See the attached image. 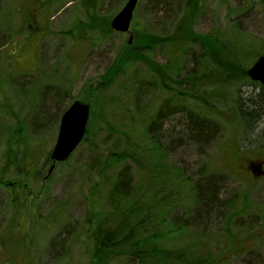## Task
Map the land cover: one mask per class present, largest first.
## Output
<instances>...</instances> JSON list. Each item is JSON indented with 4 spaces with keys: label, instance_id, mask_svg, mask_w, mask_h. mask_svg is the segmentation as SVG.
I'll list each match as a JSON object with an SVG mask.
<instances>
[{
    "label": "rangeland",
    "instance_id": "374dc122",
    "mask_svg": "<svg viewBox=\"0 0 264 264\" xmlns=\"http://www.w3.org/2000/svg\"><path fill=\"white\" fill-rule=\"evenodd\" d=\"M40 1L0 0V264H7L10 256L11 264H94L92 241H97L98 231H94L93 220L88 223V217L94 214V219L100 220L106 207V191L122 166L129 168L128 174L134 180L140 177L136 166L128 161L112 165V156L126 147L149 156L165 174L180 179L179 183L174 182L172 190V193L180 192V204L172 207L167 217H185L191 210V188L184 179L192 181L202 168L223 177L220 197L239 203L232 208L233 214L230 210L224 214V219L219 213L210 216L207 225L200 228L202 242L209 252L219 253L227 242L225 227L229 226L230 233L240 243H230L228 248L242 249L238 254L224 257V264H264V176H254L252 180L242 173L241 167L228 164L241 165L253 159L255 169L264 159V146H261L264 135L259 137L249 132L236 140L242 149L239 155H244L238 159L233 154V139L225 127L211 146L200 152L186 137L183 117L173 114L166 118L159 132L160 147L173 146V151L157 157L155 152H150L148 126L167 94L159 90L156 78L142 65H136L112 86L95 90L129 35L113 33L102 37L94 31L80 36L77 26L87 18L80 0H54L48 13L41 12L42 6L37 13L33 4ZM166 1L138 0L131 22V38L134 29L161 36L173 33L185 9L184 0L170 4ZM125 2L98 0L99 14L111 19ZM193 7H196L193 20L196 33L204 35L212 30L229 33L234 29L241 32L245 42L264 47V43H259L264 41V0H195ZM35 13L42 16L40 23L34 24L32 14ZM174 39H180L178 33ZM196 52L197 47L182 46L178 52L164 46L155 49L153 58L160 64L173 66L183 76L192 65L191 55ZM21 77L29 78L27 81L35 85L21 89ZM138 84L141 90H137ZM44 85L47 118L59 110V105L62 104L63 110L74 100L89 96L96 113L89 122L88 140L64 163L56 164L50 173L48 156L55 144L60 117L50 124L49 121L43 130H32L28 121L30 110L35 115L43 105L44 99L37 93H41ZM55 87L66 95L62 96L60 91L57 95ZM24 89L29 93H21ZM242 91L253 96L263 94L256 85L243 87ZM51 95H57L59 102ZM184 103L189 106L187 101ZM13 119L23 124L22 137L26 139L18 143L20 151L28 148L25 144L33 152L35 148L38 151L32 163L26 159L25 166L17 160L12 165L4 156L10 146L7 131L16 126ZM178 137L179 142H171ZM94 187H97L95 192L91 191ZM10 197L17 200L23 212L4 207V201ZM239 205H243L242 217L226 225L227 214L234 216ZM65 225L66 231L60 236L63 242L51 248L54 236ZM193 238L192 229L185 227L161 247L179 250ZM15 240L22 243L15 245ZM247 249L253 250L252 255L241 254ZM109 264H137V261L123 258Z\"/></svg>",
    "mask_w": 264,
    "mask_h": 264
},
{
    "label": "trees",
    "instance_id": "16d2710c",
    "mask_svg": "<svg viewBox=\"0 0 264 264\" xmlns=\"http://www.w3.org/2000/svg\"><path fill=\"white\" fill-rule=\"evenodd\" d=\"M52 1L54 0H42L40 3H34L33 8L38 13V9L42 6L41 12L48 13ZM194 1H183V9H185L182 16L172 31L173 33L167 36L134 29L131 44L125 43L119 49L95 90L101 91L112 86L119 78L124 77L131 67L142 65L151 76L156 78L159 90L167 94V98L162 100L157 113L148 126L150 152H155L157 157L160 155L163 157L165 153L173 151V146L160 147L161 135L159 132L167 117L180 114L183 117L185 134L195 143L198 151H204L211 146L222 128L226 127L233 139L231 142H234L233 150L235 151L233 154L241 159L244 155H239L242 149L236 140L241 139L249 132L259 137L264 135V88L259 83L250 81L247 76L248 67L258 56L264 54V47L259 45L255 47L254 44L245 42L241 37V32L233 31L234 29L229 33H222L218 30H212L209 34L204 35L196 33L193 30L196 10V7H193ZM80 2L83 3V9L87 15L86 21L80 22L77 26L80 36L83 33L94 31H98L102 37L114 33L110 28L111 19L99 14L98 0H80ZM172 2L175 0L166 1L169 4ZM37 13L32 14L33 18L39 19V21L34 19V24L40 23L43 19L42 16H36ZM176 33L179 34L180 39H174ZM69 34L73 35L72 31ZM259 43H264V41ZM164 46H170L173 51L178 50V52L182 46L198 48V52L191 55L192 65L187 69L186 74L181 76L180 71L175 72L173 66L163 65L154 60L155 49ZM28 77L33 76L28 74ZM29 78L21 77V89L35 85V83L27 81ZM31 80L34 81V77ZM255 85L263 92L262 96H253L242 91L243 87L253 88ZM38 86L41 87V85ZM44 87L45 85L42 87L41 93H37L39 98L44 99L43 105L35 115L32 109L29 112L28 121L32 130H43L49 121V124L54 120L57 121L60 112L65 110H62L61 104L57 108L59 110L47 118L48 113L44 104L48 100L44 98L46 95L43 94ZM55 88L57 95H60L59 87ZM25 89L21 93H29ZM137 90H141L140 84H138ZM57 95H51V97L59 102ZM61 95L65 96L66 94L63 95L61 92ZM79 100L87 103L90 107L83 143L88 140L89 122L96 116V113L94 102L90 100V96ZM184 101H187L189 106ZM11 116L14 118L12 112ZM1 117L0 114V119ZM100 118L104 119L102 115ZM13 120L16 126L12 131H7L10 146L4 156L6 161L12 165L14 160H17L25 166L26 159L29 158L32 163L33 159L38 156V151L35 148L33 152L28 144L25 145L29 149L20 151L18 143L20 144L23 139H26L22 137L23 124L20 120ZM175 141L179 142L180 138L171 139L172 143ZM123 161L134 164L140 177L138 180H134L128 174L129 168L122 166L116 173L110 189L106 191V207L100 220L94 219L96 218L94 214L88 217V223L93 220L94 231H98L97 241H92L94 264H109L111 261H119L123 258L135 259L137 264H224L226 262L224 257L238 254L242 249H234V251L228 248L230 243H240L230 233L229 226L225 227L227 242L217 254L208 251L200 236V228L207 225L210 216L219 213L218 216L224 219V214L228 210L231 212L232 208L239 203L234 202L233 199L227 200L220 197L221 187L224 186L225 180L223 177L210 174L204 168L198 169L192 181L184 179L185 182L189 181L191 188V210L187 215L185 214V217L181 215L167 217L169 210L180 204V192L172 193L175 188L174 182L177 180L179 183L180 179L165 174L157 162H152L149 156L144 157L130 147H126L112 156L113 166ZM62 163L64 162L58 164ZM228 164L229 167L238 166V164ZM33 172L32 170L31 173ZM33 175L35 178L38 177L35 172ZM96 190L97 187L91 189L94 192ZM94 192L90 193L93 195ZM25 194L26 192L23 196ZM4 207H15L23 212L22 207L18 208L17 200L12 197L8 201H4ZM240 208H243V205H239V208L234 211V216H232L233 212L227 214L226 225L230 220L235 222L240 220L243 213L241 212L243 209ZM185 227H190L194 235V238L187 242L185 247L179 250L161 247L162 243L172 237H177ZM66 228V225L60 228L63 230L54 236V240L50 244L51 248L53 245L59 246L63 242L60 236L64 235ZM14 243L18 245L22 241L17 243L15 240ZM251 251L253 250L247 249L241 254L250 256L252 255ZM6 262L10 264L9 258Z\"/></svg>",
    "mask_w": 264,
    "mask_h": 264
},
{
    "label": "water",
    "instance_id": "95a60500",
    "mask_svg": "<svg viewBox=\"0 0 264 264\" xmlns=\"http://www.w3.org/2000/svg\"><path fill=\"white\" fill-rule=\"evenodd\" d=\"M137 0H127L119 12L112 18L110 27L116 32L126 33L132 19ZM131 39H129L130 43ZM247 76L253 82H258L264 88V54L260 55L247 69ZM89 117V106L78 100L72 102L60 118L55 144L50 159L55 162L66 160L80 144L86 131Z\"/></svg>",
    "mask_w": 264,
    "mask_h": 264
},
{
    "label": "flooded vegetation",
    "instance_id": "af4514ba",
    "mask_svg": "<svg viewBox=\"0 0 264 264\" xmlns=\"http://www.w3.org/2000/svg\"><path fill=\"white\" fill-rule=\"evenodd\" d=\"M252 156H253V148H252ZM244 163H242L240 165V167L242 168V173L244 175H248L250 177V179L253 180L254 176H256V177L260 176L261 177L262 174L264 175V159L261 162H259V164L261 165V169H260V165H258L255 170L253 169V159H251L249 162L246 161V164H244ZM10 258H11V256L9 257V260H10Z\"/></svg>",
    "mask_w": 264,
    "mask_h": 264
},
{
    "label": "bare ground",
    "instance_id": "6f19581e",
    "mask_svg": "<svg viewBox=\"0 0 264 264\" xmlns=\"http://www.w3.org/2000/svg\"><path fill=\"white\" fill-rule=\"evenodd\" d=\"M186 137H187V136H186ZM187 139H188V138H187ZM188 141L191 142V143H193V144H195V143H194L193 141H191L190 139H188Z\"/></svg>",
    "mask_w": 264,
    "mask_h": 264
}]
</instances>
